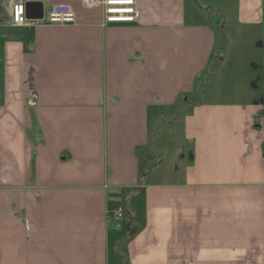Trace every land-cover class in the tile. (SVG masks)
I'll use <instances>...</instances> for the list:
<instances>
[{
	"label": "crops",
	"instance_id": "obj_1",
	"mask_svg": "<svg viewBox=\"0 0 264 264\" xmlns=\"http://www.w3.org/2000/svg\"><path fill=\"white\" fill-rule=\"evenodd\" d=\"M28 1L44 19L33 6L25 27L4 23L11 0H0V27L20 29L0 35L3 74L29 86L4 103L27 121L23 135L4 127L0 264H264V96L194 104L171 170L154 173L147 151L152 116L192 88L214 29L185 25V0H137L135 23H106L82 0ZM54 4L75 23L49 24ZM235 9L264 26V0Z\"/></svg>",
	"mask_w": 264,
	"mask_h": 264
},
{
	"label": "rangeland",
	"instance_id": "obj_2",
	"mask_svg": "<svg viewBox=\"0 0 264 264\" xmlns=\"http://www.w3.org/2000/svg\"><path fill=\"white\" fill-rule=\"evenodd\" d=\"M185 1V25L206 23L216 33V47L201 73L195 74L192 88L180 96L178 105L164 107L163 116L156 123L155 116H152L147 151L153 149L154 152L149 153L152 161L160 162L154 173L175 168V158L177 161L182 155L177 153V146L185 142L184 117L194 104L202 101L217 104L243 103L264 96V26L241 25L237 18L235 0ZM8 19L10 22L8 15L5 16L4 23ZM6 31L19 32L20 29L0 27V35ZM6 40H0V167L3 171L11 167L10 158L1 159L5 150V124L8 123V133L15 136L19 129L23 135L27 121L25 109L8 111L4 108L8 90L11 91L7 88L15 85L22 90L25 101L29 90V86L20 79H7L3 74ZM261 116L264 122V105Z\"/></svg>",
	"mask_w": 264,
	"mask_h": 264
},
{
	"label": "built area",
	"instance_id": "obj_3",
	"mask_svg": "<svg viewBox=\"0 0 264 264\" xmlns=\"http://www.w3.org/2000/svg\"><path fill=\"white\" fill-rule=\"evenodd\" d=\"M89 9H101L106 23H135L141 17L137 0H82ZM27 0H11L10 23L15 26H29L31 19L27 15ZM44 19V18H43ZM76 12L69 4L52 5L47 16L49 24L75 23ZM124 217L121 206L112 212L111 219L119 221Z\"/></svg>",
	"mask_w": 264,
	"mask_h": 264
},
{
	"label": "water",
	"instance_id": "obj_4",
	"mask_svg": "<svg viewBox=\"0 0 264 264\" xmlns=\"http://www.w3.org/2000/svg\"><path fill=\"white\" fill-rule=\"evenodd\" d=\"M27 15L30 18L31 16V9L33 6H38L39 11H40V16L38 17L39 19L43 18V2L41 1H28L27 4Z\"/></svg>",
	"mask_w": 264,
	"mask_h": 264
},
{
	"label": "trees",
	"instance_id": "obj_5",
	"mask_svg": "<svg viewBox=\"0 0 264 264\" xmlns=\"http://www.w3.org/2000/svg\"><path fill=\"white\" fill-rule=\"evenodd\" d=\"M118 203H115V202H110V208H111V213L113 212V209H115L116 207H118Z\"/></svg>",
	"mask_w": 264,
	"mask_h": 264
}]
</instances>
